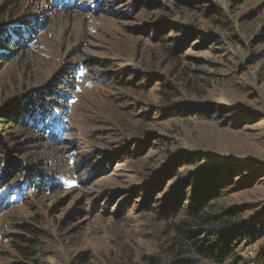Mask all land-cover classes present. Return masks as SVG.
<instances>
[{"label": "rangeland", "instance_id": "374dc122", "mask_svg": "<svg viewBox=\"0 0 264 264\" xmlns=\"http://www.w3.org/2000/svg\"><path fill=\"white\" fill-rule=\"evenodd\" d=\"M188 1L79 0L75 12H52L32 48L5 63L0 109L68 67L76 80L65 72L61 142H31V161L18 160L19 168L43 162L60 189L38 193L27 174H0V264L23 263L13 247L25 226L47 238L38 264H183L171 251L164 201L191 174L218 167L248 168L219 208L238 221L264 212V0ZM9 3L0 0L1 20L16 7L46 9L43 0ZM255 170L260 179L240 189ZM261 252L264 236L243 243L239 264H257Z\"/></svg>", "mask_w": 264, "mask_h": 264}, {"label": "trees", "instance_id": "16d2710c", "mask_svg": "<svg viewBox=\"0 0 264 264\" xmlns=\"http://www.w3.org/2000/svg\"><path fill=\"white\" fill-rule=\"evenodd\" d=\"M43 1L46 5L45 12L37 13L34 7L27 14L21 15L17 7L13 6L18 4H16L17 0H14L15 3L12 5L9 3L10 9L15 8L16 11L13 17L1 20L7 11L0 15V72L5 63L10 62L18 53L32 48V44L45 32L48 26V16L52 12L79 10V0ZM177 1L180 5L194 4V1ZM35 5L38 8L40 4L35 3ZM176 54L177 50H173L169 56L173 57ZM67 70H70L69 73L71 72L67 78L75 82L74 69L68 67L66 70L63 69L50 85L38 90L37 94H32L27 100L24 99L26 93L17 95L0 109V174L2 178L6 177V179L27 174V179L32 182L30 187L38 193L46 194L57 191L60 189V183L55 181L53 176L45 175L44 171L46 170L43 162L33 159V163L28 161L30 165L27 168L24 165L19 168L18 160L24 158L27 160L32 157H26L31 151V142L49 140L60 143L61 136L67 131L68 123L62 114L63 110H67L64 104L68 95L65 92L66 88L63 87H67L64 81ZM81 72L88 71L83 67ZM164 95L170 102L171 94L165 92ZM20 98L24 100L18 101ZM62 100L64 101L62 102ZM196 111L204 112L205 109L186 108L188 113ZM11 126H15L20 133L18 135L10 134L8 128ZM180 162L176 159L172 163L173 167L165 173V176L173 174L172 168ZM181 165L183 166V163ZM228 168V166H224L207 174H191L180 183L179 188L175 189L179 196L175 197L170 194V199L164 201L163 218L171 220L167 226L175 232L171 251L176 257L182 258L183 264L192 263L191 258L239 264L242 261L238 256L239 247L243 243L256 242L264 236V212L250 220L238 221L235 218L237 213L235 210L219 208V201L230 190L236 188L233 180L248 169L242 165L231 166L225 173ZM258 174L259 171H253L245 178V184L240 189L248 188L258 181L260 179ZM154 184L159 188L162 183L159 184L160 186L156 182ZM230 186L233 187L228 190ZM178 190L183 192L178 193ZM146 191L147 187H144L142 192L147 193ZM144 198L147 201L149 195L141 197V199ZM23 231L25 236H17L13 248L22 259L23 263L21 264L29 262L38 264L43 250V241L47 240L45 233L31 226H25ZM257 264H264V252L259 253Z\"/></svg>", "mask_w": 264, "mask_h": 264}]
</instances>
